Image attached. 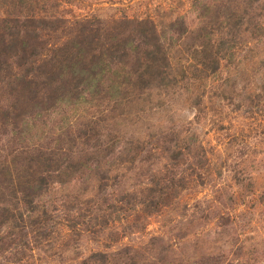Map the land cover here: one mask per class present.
Here are the masks:
<instances>
[{"label": "rangeland", "instance_id": "374dc122", "mask_svg": "<svg viewBox=\"0 0 264 264\" xmlns=\"http://www.w3.org/2000/svg\"><path fill=\"white\" fill-rule=\"evenodd\" d=\"M37 6L106 23L120 40L141 21L171 53L157 77H123L118 99L76 110L38 89L35 101H9L29 90L0 86V163L40 151L88 167L51 179L40 197L48 241L20 263L3 253L0 264H264V0H0V17ZM216 16L228 20L235 49L215 46ZM68 30L58 44H77ZM214 54L222 59L212 75Z\"/></svg>", "mask_w": 264, "mask_h": 264}, {"label": "trees", "instance_id": "16d2710c", "mask_svg": "<svg viewBox=\"0 0 264 264\" xmlns=\"http://www.w3.org/2000/svg\"><path fill=\"white\" fill-rule=\"evenodd\" d=\"M37 7L36 12L22 17H0V86L16 93L17 87L21 91L25 90V87L29 90L20 97L9 94V101L17 102L31 95L30 100L28 97L25 100L35 101L33 92L38 89L43 91L41 96L48 95L42 98L55 102L64 101L73 106L74 110L79 105L91 107L90 103L95 99L98 101L102 98L111 102L119 98L120 86L127 81L123 77L138 75L136 76L138 80L140 76L146 74L150 77L171 53L157 43L164 39L160 37L157 41L155 31L145 28V23L141 21L135 22V29H130L128 37L120 40L116 33L107 32L106 23L96 21L97 24H88L87 18H78V21L70 22L68 19H61L59 15L49 16L47 12ZM19 17L21 22L17 20ZM47 17L52 21L48 27L45 21L48 20ZM215 20L217 29L210 34L220 35L215 46L225 47L224 52L235 49L232 44L233 38H230L227 32L226 17L216 16ZM112 24V28L117 25ZM118 24L129 25L131 22L123 20ZM72 25L77 35L75 41L71 40V43L77 44L70 47L62 42V45L58 44L64 35L67 37L70 35V30L66 34L64 30ZM93 25L96 27L91 28ZM179 26L182 27L181 30L174 32L177 37L186 31L182 25ZM43 34H50L52 40L48 44H45V41L37 42ZM44 44L49 47L45 48ZM139 46L145 49L142 48L141 51ZM44 48L47 50L44 51ZM139 51L143 53L146 62L142 72L141 70L137 72L141 64L138 59L135 60ZM207 51L209 50L200 53L206 56ZM2 58L11 62L9 69L3 66ZM220 59L222 58L214 54L210 63L212 75L218 71ZM148 69L149 73L146 72ZM153 76L157 77L158 74L155 72ZM51 94L55 96L49 98ZM35 156L36 158L32 160L10 158L0 163V257L6 253L11 256L10 259H16L17 263L28 258L39 241H48L52 233L45 211L38 208L40 197L47 191L51 181L58 183L64 178L67 180L79 177L82 170L88 168L73 160L64 163L53 159L52 153L39 151ZM30 162L36 165H33L35 167L33 172L28 166ZM17 256L19 258H16ZM94 256L103 257L99 253L92 255Z\"/></svg>", "mask_w": 264, "mask_h": 264}]
</instances>
